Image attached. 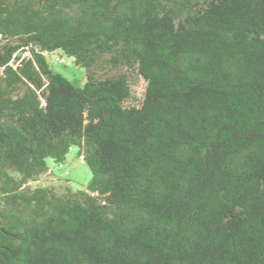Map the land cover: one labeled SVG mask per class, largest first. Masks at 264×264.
<instances>
[{
	"label": "trees",
	"instance_id": "1",
	"mask_svg": "<svg viewBox=\"0 0 264 264\" xmlns=\"http://www.w3.org/2000/svg\"><path fill=\"white\" fill-rule=\"evenodd\" d=\"M0 264H264V0H0Z\"/></svg>",
	"mask_w": 264,
	"mask_h": 264
},
{
	"label": "rangeland",
	"instance_id": "2",
	"mask_svg": "<svg viewBox=\"0 0 264 264\" xmlns=\"http://www.w3.org/2000/svg\"><path fill=\"white\" fill-rule=\"evenodd\" d=\"M60 58L65 63L58 62ZM52 70L59 73L76 86H82L85 82V70L74 64V59L64 55L61 51L46 54ZM146 89V83L142 78H136L132 85V94L137 99H142ZM49 173L40 177L36 182H31V189L44 186L64 187L69 185L74 191L85 190L91 180V172L86 164L78 157V148L72 147L66 155L65 161L60 165L47 160ZM61 166V167H60Z\"/></svg>",
	"mask_w": 264,
	"mask_h": 264
},
{
	"label": "built area",
	"instance_id": "3",
	"mask_svg": "<svg viewBox=\"0 0 264 264\" xmlns=\"http://www.w3.org/2000/svg\"><path fill=\"white\" fill-rule=\"evenodd\" d=\"M58 62H61V63H65V60L64 59H62V58H60L59 60H57Z\"/></svg>",
	"mask_w": 264,
	"mask_h": 264
}]
</instances>
